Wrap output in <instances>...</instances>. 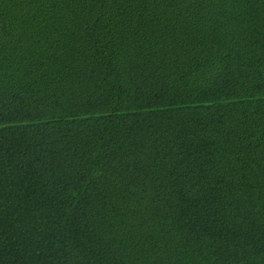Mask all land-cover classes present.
I'll return each instance as SVG.
<instances>
[{
  "label": "trees",
  "instance_id": "obj_1",
  "mask_svg": "<svg viewBox=\"0 0 264 264\" xmlns=\"http://www.w3.org/2000/svg\"><path fill=\"white\" fill-rule=\"evenodd\" d=\"M0 264H264V0H0Z\"/></svg>",
  "mask_w": 264,
  "mask_h": 264
}]
</instances>
